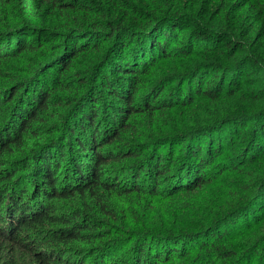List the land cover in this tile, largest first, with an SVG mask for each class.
I'll return each instance as SVG.
<instances>
[{
  "label": "trees",
  "instance_id": "16d2710c",
  "mask_svg": "<svg viewBox=\"0 0 264 264\" xmlns=\"http://www.w3.org/2000/svg\"><path fill=\"white\" fill-rule=\"evenodd\" d=\"M263 40L264 0H0V264H264Z\"/></svg>",
  "mask_w": 264,
  "mask_h": 264
},
{
  "label": "rangeland",
  "instance_id": "374dc122",
  "mask_svg": "<svg viewBox=\"0 0 264 264\" xmlns=\"http://www.w3.org/2000/svg\"><path fill=\"white\" fill-rule=\"evenodd\" d=\"M236 14L239 15V20H238V23L241 24V23H250L253 19V17H256L257 15V11L256 9H251V8H248V6H246L243 10H240L239 12H237ZM262 26V22L259 21V23L256 25V28H255V31L256 30H259ZM259 45H261V53L264 54V40L261 42H259ZM243 68L245 69V72H247V74L250 75V80L251 82L253 83L254 81H257L259 78L263 77L264 76V70H260L259 67H257L256 65L252 64V63H246L243 65ZM248 85H245L244 87H246ZM227 128H234L236 127V124L235 123H228L226 124ZM229 225L224 224L222 226L225 227V226H230L232 225L233 222H228ZM235 223V222H234Z\"/></svg>",
  "mask_w": 264,
  "mask_h": 264
}]
</instances>
